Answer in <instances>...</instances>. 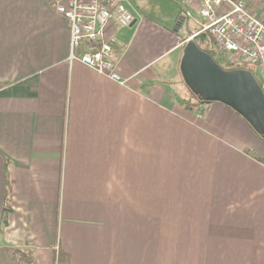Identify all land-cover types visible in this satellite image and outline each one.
Segmentation results:
<instances>
[{
	"label": "crops",
	"instance_id": "crops-1",
	"mask_svg": "<svg viewBox=\"0 0 264 264\" xmlns=\"http://www.w3.org/2000/svg\"><path fill=\"white\" fill-rule=\"evenodd\" d=\"M250 9L264 18V0ZM135 16L113 43L122 84L69 63L48 0H0V248L38 264L56 248L67 264H264V138L224 103L190 112L162 63L187 41Z\"/></svg>",
	"mask_w": 264,
	"mask_h": 264
},
{
	"label": "built area",
	"instance_id": "built-area-1",
	"mask_svg": "<svg viewBox=\"0 0 264 264\" xmlns=\"http://www.w3.org/2000/svg\"><path fill=\"white\" fill-rule=\"evenodd\" d=\"M70 24L69 63L80 61L126 83L118 71L119 57L113 43L121 30L136 19L129 0H48ZM199 3L207 31L222 56L235 63L260 66L264 84V18L250 9L253 0H175ZM190 12L187 11V15ZM197 35L193 34L191 38ZM127 45H123L124 49ZM264 89V88H263ZM206 107L208 104H204Z\"/></svg>",
	"mask_w": 264,
	"mask_h": 264
},
{
	"label": "water",
	"instance_id": "water-1",
	"mask_svg": "<svg viewBox=\"0 0 264 264\" xmlns=\"http://www.w3.org/2000/svg\"><path fill=\"white\" fill-rule=\"evenodd\" d=\"M194 38L183 51L180 68L186 84L203 104L224 103L238 112L264 138V89L247 68H224Z\"/></svg>",
	"mask_w": 264,
	"mask_h": 264
},
{
	"label": "rangeland",
	"instance_id": "rangeland-1",
	"mask_svg": "<svg viewBox=\"0 0 264 264\" xmlns=\"http://www.w3.org/2000/svg\"><path fill=\"white\" fill-rule=\"evenodd\" d=\"M130 1L131 9L135 13H140L142 16L148 17L150 21H148L146 25L148 29L152 31L150 33H158L155 35V37L158 39H164L167 41L168 39L171 40V38L172 40L179 38L188 41L191 39V36L195 34V30H201L200 33L197 32L195 40L201 47H204L206 44H208L207 40L209 39L208 41H210V38H213L212 36L208 37L209 33L207 31H202L206 21L200 15L198 1H195L191 4H186L175 0ZM187 11L191 13L190 16H187ZM183 17L186 19L179 26L178 23ZM183 51L184 48H180L175 51L171 50L167 53V56H165V58L162 60V63H165V67H167L166 69H169V72L164 76L173 78L169 84H167V86H169L175 93L178 94V96L181 98V101L185 98H192L194 100L195 96L191 94L192 92L186 84L180 64L178 63L180 56L181 58L183 56ZM254 68L255 75L262 80L260 66L256 65ZM189 111L194 115H198L200 109H189ZM1 235L2 234H0V238ZM63 255L65 258V253L62 254V256ZM19 261V257L13 258V256L6 249H4V247L0 248V264H25L18 263ZM56 264H58V260L56 261Z\"/></svg>",
	"mask_w": 264,
	"mask_h": 264
},
{
	"label": "trees",
	"instance_id": "trees-1",
	"mask_svg": "<svg viewBox=\"0 0 264 264\" xmlns=\"http://www.w3.org/2000/svg\"><path fill=\"white\" fill-rule=\"evenodd\" d=\"M200 31L201 30H196L195 33H197V32L200 33ZM210 36L211 35L208 34V37H210ZM208 40H207L208 44H206V46H204L202 48L204 50L210 52L211 55L214 57V59L221 64V66H223L224 68H228V69L229 68H247V69L251 70L255 75V68L254 67L257 64H255V63L241 64V63L231 62L222 56V53L218 49L217 44L213 38H210V41H208ZM257 79L261 83V85L264 87L263 80L259 79L258 77H257ZM191 92H192L191 94H193L195 96V99L194 100L192 98L182 99L183 105L186 108L191 109V110L200 109L203 106V103L201 102L202 97L198 93L194 92L193 90H191ZM4 173H5V199H4L5 205H4V209L7 210V208L10 207V201H11V195H12L11 188H10L11 187V180L9 177V160H6V162H5ZM7 225H8L7 215H6V213H3V217L1 218V221H0V233H4ZM4 249H6L13 256V258L19 257L20 261L18 263L38 264L35 260L34 251L30 248H24L23 246L7 245L4 247ZM57 260H58V264H67L66 259L62 258V254L59 255V257H58L56 250H55V261H57Z\"/></svg>",
	"mask_w": 264,
	"mask_h": 264
}]
</instances>
